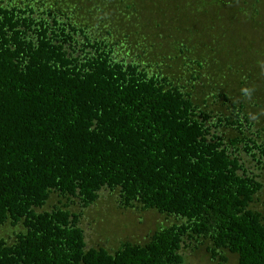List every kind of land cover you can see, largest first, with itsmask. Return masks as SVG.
<instances>
[{
    "label": "trees",
    "instance_id": "1",
    "mask_svg": "<svg viewBox=\"0 0 264 264\" xmlns=\"http://www.w3.org/2000/svg\"><path fill=\"white\" fill-rule=\"evenodd\" d=\"M102 198L116 229L153 230L89 246ZM187 251L264 264V0H0V264Z\"/></svg>",
    "mask_w": 264,
    "mask_h": 264
},
{
    "label": "rangeland",
    "instance_id": "2",
    "mask_svg": "<svg viewBox=\"0 0 264 264\" xmlns=\"http://www.w3.org/2000/svg\"><path fill=\"white\" fill-rule=\"evenodd\" d=\"M137 12L142 18L149 21V28L148 29L156 28L152 21L159 20V18H155L152 15L149 5H145V7L138 6ZM203 12H204V15L208 21L203 22L201 24V26H202L201 31H204L205 35L215 39L218 37L219 32L221 31V28L219 25H222L223 24L222 21H224V20L220 19V21H217L215 26H214L212 24V22H214L213 21L214 17H209V12L207 11L206 8L202 9L201 12L198 14L201 15ZM132 15L136 19L138 18L137 14L132 13ZM219 17L220 16H218V18ZM160 20H162V18H160ZM163 23H164V20H162V25L160 26V28L164 27ZM187 27H188L189 31H193V32H195L197 29V27L195 26V23L189 22ZM127 28H128V26H127ZM118 29H121V28H118ZM116 33H119V31H116ZM147 34H149V32H147ZM187 34L189 36H195V37H196V35H199V34H195V33H187ZM181 37L184 38V35H181ZM210 45H212V44H210ZM210 45L208 46V48H210ZM159 60L166 61L165 59H159ZM151 67H152V69H154L156 71L158 70L155 66H153V64ZM104 199L105 198H102V201H99L94 207L90 208L87 211V214L90 213L89 216H87V214H85V218L83 220V228L85 231V238H86V242L89 246L102 245V246L109 247V245H110L109 248H112V247L117 245L118 241H119V243H121L125 240H132V241L138 240V237H140L144 234H148L149 232H151L153 230V227L155 225H151L149 220L148 221L146 220L147 218H144L145 223L142 222V224H139V227L133 226V227H131V229L126 230V231H122V230L120 231V230L116 229L115 224L113 222L112 223L109 222V219H108L109 214L105 212V207L102 206ZM101 207H103V208L100 210ZM100 222H102L103 225ZM96 234L98 235L99 238L96 237ZM142 237H140L139 239H141ZM203 256L204 255H202L200 251H198V252L187 251L183 264H203V262H202ZM228 261L229 262L226 264H233V259L231 257L228 259Z\"/></svg>",
    "mask_w": 264,
    "mask_h": 264
}]
</instances>
